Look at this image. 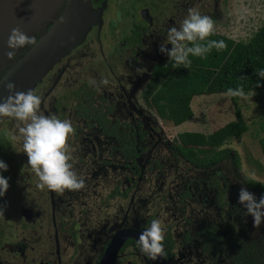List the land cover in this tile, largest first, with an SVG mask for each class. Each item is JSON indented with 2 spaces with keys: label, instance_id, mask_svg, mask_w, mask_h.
Instances as JSON below:
<instances>
[{
  "label": "rangeland",
  "instance_id": "1",
  "mask_svg": "<svg viewBox=\"0 0 264 264\" xmlns=\"http://www.w3.org/2000/svg\"><path fill=\"white\" fill-rule=\"evenodd\" d=\"M140 1L115 0L114 10L116 11H111L104 19L101 17L103 24L101 23L99 27L96 25L91 27L92 32L83 43L64 57L34 92L48 102L45 114H55L61 120L68 119L72 122L75 131L69 138V145H72L73 154L76 153L75 149L80 148V140L87 138L93 143L96 141L94 137L100 140V151L94 146L96 157L91 158L90 155L85 157L86 164L91 160L99 164L100 172H94L91 170L93 167L90 166L87 169L90 173L87 174L91 177L90 185L96 186L93 190L100 195V199L91 197L86 199L83 208L78 206L82 212V218H87L89 226L92 219L100 220V228L105 223L108 227L110 226L105 243L115 230L126 226V223L133 225L141 220L142 223L138 227H142L147 222L146 228L150 226L152 219L159 218L164 225L165 237L169 236L172 243L169 256L173 257L177 251V235L188 229L197 215V206H194L191 199L182 195L181 200L178 201V196L174 194V183H178L177 177L187 175H196V180L199 179L198 170L184 162L183 154L175 150L174 147L178 145L176 135L185 132L209 135L234 121V112L237 110L246 127V132L239 139H231L217 149L226 154L223 159L221 158V162L227 173L222 171V175L233 176L238 180L235 184L240 188L246 187L258 200V194L249 190L248 186L254 184L264 186V154L260 147V141L264 138V90L245 92L246 98L230 97L226 94L195 96L189 103L192 111V117L189 120L174 126L160 119L142 99L146 80L141 79V75L145 72L144 69L151 68L150 59H142L134 63L141 67L144 65L145 68L132 67L130 70L128 62L132 60V55L125 52L124 43L126 44L127 37L134 29V22L130 18L132 14L129 11L132 10L133 13L135 7L140 5L138 3ZM65 2L66 0H10L8 4L14 7V11L9 16H12L14 21L11 23L10 20L8 24L0 22V33H3L0 34V79L7 71L6 69L21 60L23 53L30 50L27 47L18 50L15 60L8 59L7 53L10 49L7 47V41L11 29L18 27L29 37L35 36L39 41L50 27L49 20L58 18ZM143 5L149 6V4ZM196 6H199L202 15H208L213 19L214 34L234 42H247L264 21V0H197L194 7ZM91 7L100 13V0H95ZM186 15L187 11L184 12L182 20ZM110 43L113 44L112 51L107 48ZM151 54L152 52L149 56ZM168 62L169 58L165 55L161 64L165 65ZM138 70L141 72L139 73ZM136 75L139 76L137 78L139 82L125 99V90L120 88L127 89ZM102 78L109 80L107 86L100 84ZM93 81H96L95 85ZM99 94L100 100H97ZM90 98L92 101H88ZM108 103L112 105L118 103L116 113H111L108 122H100V125L105 124L108 130H112L116 134V139L105 138L101 134L99 137L96 130L91 129L90 132L89 124H87L89 123L87 118L94 112L104 115ZM83 105H85V111L80 109ZM52 106H55V111L52 110ZM41 110L44 111L43 104ZM74 111H78L79 116H74ZM142 118L148 121V128L139 124L140 121L145 122ZM106 123H109L108 126ZM136 125L144 130L146 137L140 132L137 135L131 132V128ZM13 129L14 121L9 118L0 120V145L3 146L0 148V160L8 166V171L0 172V175L9 182L7 192L0 197V207L4 209V216H0V263L2 264H14L6 257L7 255L1 253L7 250V246L10 247V244L21 236L32 245L41 235L37 224L34 225L35 231H32L33 225L24 226L13 211L18 198L17 193L22 190V185L27 178L25 176L30 173L27 170L22 172L20 165L17 164L21 155H25V161L27 156L22 152L21 146L12 140ZM76 131L78 135L75 134ZM81 131L88 135H82ZM133 135L136 142L132 144ZM154 143H156L155 147ZM129 147L134 148L139 155L135 164H131L130 159L123 158L125 154L129 156ZM140 148L144 149L142 153ZM5 150H9V153L7 154ZM200 159L195 158V160ZM153 161H157L160 169L155 168V171L150 169ZM134 168L137 174L131 172ZM92 187L89 189L91 190ZM168 195L170 198H167ZM5 202L8 206L4 205ZM25 202H30V199L23 197L19 201L22 205ZM32 218L36 220L35 215ZM73 220H78L76 210L73 212ZM47 227L49 232L47 228H44L42 233H48L50 236L51 229L49 225ZM249 227L254 233L263 236L264 240V224L254 228L252 221ZM65 229L71 230L69 226L58 228V234L66 231ZM3 244L5 247L2 246ZM114 264H147V260L139 247L131 245L121 252Z\"/></svg>",
  "mask_w": 264,
  "mask_h": 264
},
{
  "label": "flooded vegetation",
  "instance_id": "2",
  "mask_svg": "<svg viewBox=\"0 0 264 264\" xmlns=\"http://www.w3.org/2000/svg\"><path fill=\"white\" fill-rule=\"evenodd\" d=\"M9 2L10 0H0V22L6 24L10 23V20L11 23L14 21L12 16H9V14H12L14 11V7L11 4H8ZM93 2H95V0H91V4H93ZM138 3L140 5L135 7L133 13L132 10L131 12L129 11V13L132 14L130 18H132L134 22V29L132 30L131 35L127 37L126 44L124 43V45L126 47L125 52L132 55V60L128 62L129 69H132V67H141V65L137 66L134 63L139 62L142 59H150V62L152 63L151 68L149 70L144 69L145 72L141 75V79L146 80V87L151 78V73L157 67H166L170 62L162 65L161 62L165 58V55L161 54L159 51L160 44L166 39L168 28L171 26L179 27V22H181L184 12L189 8L194 7L197 0H141ZM143 4H149V6ZM114 9L115 0H100V25L101 23L103 24L101 17L104 19V17L111 11L115 12L116 10ZM2 18H4V20H2ZM55 20L56 19L49 20L50 26L53 25V21ZM47 32L48 30L43 36ZM91 32L92 29L87 32L84 40ZM76 47L69 53L74 51ZM166 47L170 49L171 45L168 44ZM107 48L112 51L113 44L110 43L107 45ZM150 52H152V54L149 56ZM56 65H54L53 68ZM145 67L146 66L143 65L141 68ZM51 70L40 80V82L34 87L33 91L51 72ZM140 72L141 71H139V73ZM137 78H139L137 75L133 77L130 82V85L132 86L128 84L127 89L120 88L123 91L125 90V99L128 98L130 91L135 89V86L139 82ZM107 99L110 100L108 97ZM97 100H100V94L97 96ZM88 101H92V98ZM117 104L118 103L112 105V103H108L104 115H99L98 112H94L92 116L87 118L89 120V123L87 124H89L88 128L90 132L91 129H93L96 130L99 137L101 134L102 136H105V138L116 139L107 136L105 132L100 129V118L104 117L101 119L108 120L111 113H116L115 110L117 109ZM84 108L85 105L80 109L85 111ZM52 110L55 111V106H52ZM74 116H79L78 111H74ZM142 120L145 122L140 121V123H138L140 125L143 124L148 128V121H146L145 118H142ZM108 124H106V126H108ZM131 132L135 135L140 132L141 135H144L145 137L147 136L139 125L132 127ZM75 134L78 135V132L76 131ZM81 134L84 135L86 133L81 131ZM135 135H133L134 139L131 142L132 144L136 142ZM94 139L96 140L95 143L89 142L87 138L83 141L80 140V148L75 149L76 153L74 154L72 152V145H69L73 160L76 159L74 162L73 160L71 161L73 169L79 177L84 179V188L76 191L66 190L63 194L52 192L47 189L40 190L36 187L37 178L34 174L28 173L25 176V178L27 177L26 181L22 185V190L17 193L18 198L16 199V204H14L15 208H13V211L17 218L23 222L24 226L33 225L31 226L32 231H35L34 225L37 224V229H39L41 235L34 240L32 245L28 244L25 241V238L21 236L14 243L10 244V247L7 246V250L2 251L1 253L7 255L6 257H8L12 263L98 264L106 245L115 233L121 230L138 231L140 229H145V226H147V222H145L142 227H138V225L142 223L141 220H138L133 225L126 223V226L115 230L109 240L105 243L110 226L108 227V224L105 223L102 224V227L100 228V220L94 221L93 219L89 226L87 218H82V212H80L78 206L80 208L82 206L83 208L86 204V199L91 197L100 199V195L93 190L96 186L92 187L90 185L89 178L91 177L87 174L90 173L87 170L90 166L93 167L91 170L94 172H100L98 170L99 164L94 160H91L86 164L85 159L88 155H90L91 158L96 157V154H94V146L98 147V150L100 151V140H97L96 137H94ZM155 146L156 143H154V147ZM177 146L178 145L174 148L181 154ZM1 147L3 146L0 145V148ZM131 147L128 149L129 156L125 154L123 155V158L125 160L130 159L131 164H135L139 155L136 153L135 149ZM140 149L142 153L144 149ZM5 151L7 154L9 153V150ZM216 151L217 150H215V152ZM225 155L226 154L222 156V159ZM182 156L185 160L184 162H187L198 170L199 179L196 180V175L177 177L178 183H174L173 186V189L175 188L174 194L178 196V201L179 199L181 200L182 195H185V198L191 199L194 206H197V215L193 218V223L188 226V229L183 230L181 234L177 235V251L173 257L169 256V249H171L172 243L170 242L169 236L165 237V239L168 240V243L166 242L167 245H164L166 250L162 256L165 260V264H264L263 236L254 233L249 227V224L253 219L250 216L246 217L244 215V209L238 203V194L241 189L235 184L238 180L233 176L227 177L226 175H222V171L227 173V171L224 170V165H222V159L212 160L207 157L206 160H203L202 156L199 154L196 156L190 155L188 158H185L184 155ZM196 157L201 159L195 160ZM24 158L25 155H21V159L17 161L21 170L27 164V161H25ZM153 162L154 163L151 165L150 169L152 171L153 169L155 171V168L160 169L157 161ZM134 170L135 168L131 172L137 174V171ZM249 183L251 184V182ZM90 187H92L91 190L89 189ZM248 189L258 194V189L255 188L254 185H249ZM23 197H25V199H30V202H25L23 205L20 204L19 201ZM257 197L258 199L260 198L259 194ZM167 198H170V195H168ZM4 205L8 206L6 202ZM75 210L77 211L78 220H73V212ZM33 214L36 216L37 223L36 220L32 218L34 216ZM95 216H97V214H95ZM53 219H55L56 222ZM68 220L69 222H67ZM48 225L51 229L50 236L48 233H42L44 228H47V231L49 232ZM57 226H59V229L69 226L71 230L65 229V235L63 231L58 234ZM46 242L47 244H45ZM131 245L137 246L136 242L133 240L126 239L118 252L115 262L121 252ZM2 246H4V244ZM46 248H49L50 250ZM145 258L147 264H150L146 256Z\"/></svg>",
  "mask_w": 264,
  "mask_h": 264
},
{
  "label": "clouds",
  "instance_id": "3",
  "mask_svg": "<svg viewBox=\"0 0 264 264\" xmlns=\"http://www.w3.org/2000/svg\"><path fill=\"white\" fill-rule=\"evenodd\" d=\"M58 24H65V16L59 15ZM55 28L48 29L50 35ZM215 23L208 15H202L199 6L189 8L186 17L179 27L171 26L166 33V39L159 46L161 54L166 55L174 66L190 67V56L206 58L213 49L225 50L224 41L208 39L214 34ZM35 36L29 37L20 28L11 29L7 41L10 49L7 53L9 60H15L18 50L24 48L35 49L39 46ZM172 47L169 50L166 45ZM191 45V46H189ZM28 53H23V59ZM22 62V61H20ZM141 71V70H138ZM264 79V69L256 73ZM96 84V81H93ZM101 85L107 86L109 80L102 78ZM9 95L0 100V120L9 118L14 121L12 140L21 146L22 152L27 156V164L22 171L35 175L36 187L63 194L67 191H76L84 188V179L79 177L73 169V156L69 147V138L75 129L68 119L61 120L55 114L45 115L48 102L37 95L33 90L16 91L12 82L6 85ZM227 96L246 98L243 87L229 88ZM43 104L44 111L41 110ZM8 171V166L0 160V172ZM9 188L8 179L0 175V197H3ZM238 203L244 209V215L253 219V227L259 228L264 224V195L258 200L246 187H241L238 194ZM0 216H4V209L0 207ZM165 231L161 219L151 220L150 226L141 232L137 240L140 252L149 260L156 261L164 255Z\"/></svg>",
  "mask_w": 264,
  "mask_h": 264
},
{
  "label": "trees",
  "instance_id": "4",
  "mask_svg": "<svg viewBox=\"0 0 264 264\" xmlns=\"http://www.w3.org/2000/svg\"><path fill=\"white\" fill-rule=\"evenodd\" d=\"M208 39L224 41L225 50L213 49L206 58L190 56V67L174 66L169 62L166 67H157L152 73L142 99L149 109L162 120L178 126L192 117L189 103L192 97L202 95L226 94L229 88L243 87L245 92L264 90V79L256 73L264 69V21L247 42H234L220 35L213 34ZM191 46V45H189ZM235 120L231 121L209 135L185 132L178 134L177 148L188 158L201 155L219 160L224 153L216 151L231 139H239L246 132L241 116L235 110ZM98 120V119H96ZM100 122H108L101 119ZM107 124V123H106ZM100 129L107 136L116 137L112 130L104 125ZM264 154V138L260 141ZM127 149V148H126ZM187 156V157H186ZM261 197L264 186L254 184ZM168 240H164L167 245ZM129 244V242H128Z\"/></svg>",
  "mask_w": 264,
  "mask_h": 264
},
{
  "label": "water",
  "instance_id": "5",
  "mask_svg": "<svg viewBox=\"0 0 264 264\" xmlns=\"http://www.w3.org/2000/svg\"><path fill=\"white\" fill-rule=\"evenodd\" d=\"M60 15L65 16L66 23L58 24L57 19L53 21V32L50 35L47 32L39 39V46L27 52L28 58L6 69L0 79V100L9 95L6 88L8 82L15 84L16 91L33 90L54 65L82 43L91 27L100 25V13L92 9L91 0H66ZM142 231L144 229L121 230L115 233L106 245L98 264H114L125 240L131 239L137 244ZM148 261L150 264H165L163 257Z\"/></svg>",
  "mask_w": 264,
  "mask_h": 264
}]
</instances>
